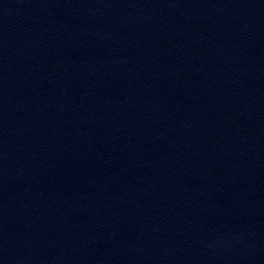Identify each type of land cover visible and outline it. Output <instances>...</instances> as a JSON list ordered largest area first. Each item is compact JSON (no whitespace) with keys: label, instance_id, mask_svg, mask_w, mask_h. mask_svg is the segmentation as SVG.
<instances>
[{"label":"water","instance_id":"obj_1","mask_svg":"<svg viewBox=\"0 0 264 264\" xmlns=\"http://www.w3.org/2000/svg\"><path fill=\"white\" fill-rule=\"evenodd\" d=\"M0 264H264V0H0Z\"/></svg>","mask_w":264,"mask_h":264}]
</instances>
